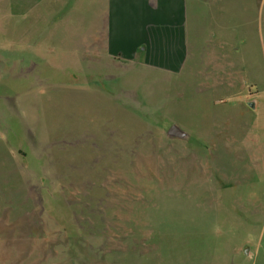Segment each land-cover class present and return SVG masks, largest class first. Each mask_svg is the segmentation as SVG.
Returning a JSON list of instances; mask_svg holds the SVG:
<instances>
[{
    "label": "rangeland",
    "instance_id": "rangeland-1",
    "mask_svg": "<svg viewBox=\"0 0 264 264\" xmlns=\"http://www.w3.org/2000/svg\"><path fill=\"white\" fill-rule=\"evenodd\" d=\"M94 14L0 0V264H251L248 249L264 264V218L247 227L221 197L248 170L209 149L213 112L171 79L94 61L80 47Z\"/></svg>",
    "mask_w": 264,
    "mask_h": 264
},
{
    "label": "crops",
    "instance_id": "crops-1",
    "mask_svg": "<svg viewBox=\"0 0 264 264\" xmlns=\"http://www.w3.org/2000/svg\"><path fill=\"white\" fill-rule=\"evenodd\" d=\"M88 2L95 14L81 49L96 62L102 55L171 79L188 87L184 93L195 94L200 108L207 104L215 121L209 149L217 157L228 145L236 164L248 170L232 180L237 190L221 197L237 199L238 210L250 214L240 220L258 227L264 218V0ZM100 44L101 52L92 49ZM256 252L247 251L251 264Z\"/></svg>",
    "mask_w": 264,
    "mask_h": 264
},
{
    "label": "water",
    "instance_id": "water-1",
    "mask_svg": "<svg viewBox=\"0 0 264 264\" xmlns=\"http://www.w3.org/2000/svg\"><path fill=\"white\" fill-rule=\"evenodd\" d=\"M167 135L170 139H179L183 141H187L190 139L189 133H187L178 125L171 126L167 132Z\"/></svg>",
    "mask_w": 264,
    "mask_h": 264
}]
</instances>
